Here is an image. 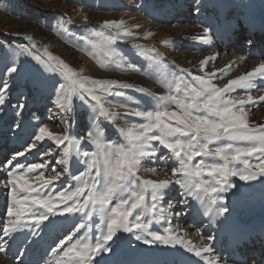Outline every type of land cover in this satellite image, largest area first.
<instances>
[{
    "label": "rangeland",
    "instance_id": "rangeland-1",
    "mask_svg": "<svg viewBox=\"0 0 264 264\" xmlns=\"http://www.w3.org/2000/svg\"><path fill=\"white\" fill-rule=\"evenodd\" d=\"M151 1L0 0V87H2L5 79L8 80L9 84L8 91L3 93L5 103L0 105V134H2L3 128H6L4 123H9L7 126L10 131H15L16 137H11L15 141L18 139L17 137L22 136L21 129L31 126L35 132L33 133L34 135L31 134L34 138L27 142L28 146L35 143V148L41 149L44 147L45 158L48 162L44 168L38 169L33 173H28L26 169L24 174L27 177L31 178L38 173H44L47 178V176L55 174L52 171L53 168L57 172H63V166L58 164L57 161L64 158V151L67 149L69 171L67 174L62 175L59 181H54V188L57 185L59 188L60 182L64 180H71L69 185L72 186V190H75L77 181L73 177L81 172H87L88 164L83 161H91L92 154L98 151L93 143L94 148L85 149V145L90 143L92 139H96L102 144L111 143L122 146L125 149L135 148L139 143L134 136L143 130L141 125L148 123L143 117L134 115L136 111L149 112L163 110L164 108L169 111L177 110L175 105L168 104L160 98L168 96L184 97L185 93L189 92L191 88L198 90L201 88L197 78L187 77L173 64L169 55L164 56L165 54L158 44L165 43L167 39L164 41H151L153 36L150 31L147 36V34H142L143 29H138L140 24L135 22L138 18L131 19L127 17V14H131L130 11L133 10V14H138V17L140 16L150 23L160 24L161 17L158 18L154 13L156 7L152 6L150 8V4L156 5L159 0H154L155 2L152 1L153 3ZM194 3L195 0L192 1L191 5ZM215 3L219 5L226 3L225 6L233 8L234 11H231L232 13L236 9L239 10V7L242 14L264 18V0H222L221 2L218 0H197L196 6H200L199 9L201 10H207L210 7L214 8ZM207 4H209V7H203L207 6ZM128 7L131 10H126ZM87 13L93 15L114 14L120 17L118 19L115 17L108 21L96 20L95 22H90ZM209 14L204 15V18H208ZM214 16L216 15L213 13ZM189 17H192V15H189ZM204 18L202 22L205 21ZM185 19H182L180 23H173L177 26H190V24L184 22ZM213 21L215 23L214 18H208L207 25L210 26ZM191 24H194V22ZM202 29L205 31L204 28ZM206 33L200 37L201 39L205 37V41H200V43L207 45L209 39L212 44L216 45L215 39L218 36L213 38L211 34ZM169 42L168 39L165 44ZM164 43L162 45H165ZM86 61L93 66L95 71L86 67ZM11 67H15V71L10 76H6L7 70ZM99 72L100 74L123 75L122 77L136 73L155 82L164 90V93H158V91L148 87L137 86L133 82H123L113 77L106 76L101 78L99 77ZM198 78L209 79L206 76ZM93 81L100 83L94 84ZM207 81L210 82V80ZM105 82H111V86L107 90L104 87ZM218 82H212V84H218ZM61 84L65 87L57 91ZM124 85H128V87H124ZM12 86H16V88L12 90ZM89 89L100 97L99 103L91 99ZM117 92L122 93V95H115ZM68 93L72 94L71 112L67 108L68 101L66 97ZM236 94L240 95L242 93L238 91ZM20 102H23L25 107L18 115V109L15 106ZM61 103L65 105L64 111L57 107ZM101 104L103 105V112ZM34 106H37V108L34 109ZM42 114L47 117L39 118V115ZM61 116L69 120L70 125H66L62 121ZM16 124H19L17 129L15 128ZM79 126L80 130H82L80 131L81 134L78 133L79 129L77 127L79 128ZM93 126L97 129L92 130ZM40 127H47L52 136H59L60 138H63L65 133H67L68 140L59 145L49 136H45L42 141H36L35 136L39 135ZM71 127L75 128V132L73 130L74 133L71 132ZM29 132H31V128L28 129L27 134ZM87 134L92 135L89 136ZM151 134L155 135L157 133L153 132ZM181 139L186 140L187 138L181 137ZM25 142L19 143L22 148H24ZM150 143L157 150H162L158 153V156L166 157L165 159L171 157L172 159L169 149L163 148L158 141H151ZM217 143L223 146L228 141L221 140ZM215 146L212 145V147ZM13 149H18V146H14ZM49 150L54 151V155H50V153L48 155ZM83 152H89L90 155L84 157ZM171 153L174 154L173 152ZM42 156L44 155L42 154ZM158 156L154 159H158ZM160 157L159 159H161ZM174 158L177 161V165L180 164L177 168L179 169L181 167L180 158ZM144 159L146 165H142L144 163L141 162V166L148 168V163L153 161V158L145 157ZM201 160L205 164L223 163L219 157L200 156L194 157L192 166L194 167ZM241 160H248L252 166L259 163L255 158V154L253 157H241ZM7 161H9V158H7ZM35 161H38V158ZM170 162L168 163V160L163 162L166 165V171L175 169ZM41 163L44 162L41 161ZM233 166L237 170L242 171L245 169V164L242 162H236ZM253 170L259 173L258 169L253 168ZM92 175H95V170H93ZM233 177L238 178L239 176ZM85 179H88V177L85 176ZM194 179H201L205 183L211 181V177L207 175ZM229 181L231 183L235 179L230 176ZM241 183L242 181L239 180L231 183L232 188L228 189V192L234 199L242 200V197L251 196L249 200L250 204H252L251 200H254L253 194L247 196L248 192H241V188L251 189L253 186L250 182H245L246 184L241 187ZM126 186L130 191L134 190L138 187L137 181L129 178ZM58 188L55 189L54 197L65 187L62 189ZM108 188L109 185L103 183L97 186L96 191L100 198H102L105 189L108 194ZM257 189L259 188L257 187ZM258 191L262 192V189ZM86 195L87 191L82 195L83 200ZM121 195L122 193L118 191L109 196L103 205L98 203L97 206H104L107 210L106 207L111 202L115 206L123 198V196L121 198ZM164 198L165 202H171L169 198L167 199V196H164ZM147 200L144 201V204L147 202L151 205V199ZM227 202L228 200L223 201L224 204ZM244 204L247 203L244 202ZM252 205L264 208V203L258 200ZM127 206L125 205V207ZM93 207L90 208L93 210ZM102 219H97L95 224ZM1 262L3 263V261H0V264Z\"/></svg>",
    "mask_w": 264,
    "mask_h": 264
},
{
    "label": "bare ground",
    "instance_id": "bare-ground-1",
    "mask_svg": "<svg viewBox=\"0 0 264 264\" xmlns=\"http://www.w3.org/2000/svg\"><path fill=\"white\" fill-rule=\"evenodd\" d=\"M152 1L151 3H153ZM159 1L156 2V5L150 4V8L152 6L156 7L154 13L158 18L161 17L160 24H155L153 21V23H150L140 16L138 17V14H133V10L130 11L131 14H127V17L131 19L138 18L135 20V22L140 24L138 29H143L142 34H147V36L150 31L153 36L151 41L169 39L170 42L168 44H165L167 40L165 43L162 42L165 45H162V43L158 44L159 48L164 52V56H170L173 64L187 77L198 78L206 76L213 87L223 89L230 80L238 79L240 76L253 71L259 64L264 63V42H262L264 41V18L261 19V17L259 18L256 15L242 14L239 7V10L236 9L232 13L231 11H234L233 8L225 6L226 3L222 5L215 3L216 8L210 7L207 10H201L199 9L200 6H196L197 0H195L193 5L191 4L194 0ZM218 1L221 2L222 0ZM203 7H209V4ZM126 10H131V8L128 7ZM213 13L216 16L213 17ZM207 14H209L207 16L209 19L214 18L215 20V23L214 21L213 23L210 22L212 23L210 26L207 25L208 18H204V15L206 16ZM169 15H171V18ZM189 15H192V17L188 18ZM87 16L90 22H95L96 20L108 21L112 18L116 17L118 19L120 17L114 14L93 15L91 13H87ZM202 17L205 19V23L202 22ZM182 19H185L184 22L190 24V26H177L174 24L180 23ZM189 22H194V24ZM202 28L207 29L208 34H211L213 38L218 36L215 39L216 45L212 44V41L209 39L207 45L200 43V41H205V37L204 39L200 38L206 33ZM228 43L231 45V49L229 47L227 51L219 49L221 45L225 46ZM204 61H207V63H202ZM86 64V67L95 71L88 61H86ZM96 73L98 72L96 71ZM132 74L122 77L123 75L100 74L99 72V77H113L123 82H133L137 86L148 87L149 89L158 91V93H164V90L155 82L139 74ZM252 80L254 82L252 89L236 88L235 91L226 94L225 98L235 100L247 99V95L251 94L254 98L258 99L259 96L264 95V78L256 76ZM212 82H218V84L213 85ZM238 91L242 94L237 95ZM239 107L240 105H237V108ZM243 107L245 108L246 119L250 125H264V102L246 104ZM36 108L37 106L34 107V109ZM39 116V118L47 117L43 114ZM6 121L8 120L6 119ZM4 124L6 128H3L2 134H0V236H2L3 227L9 220L7 208L11 206V185L7 184L9 170H16L24 174L29 165L41 163V161L46 162L44 147L38 149V147L32 148L28 146L27 142L31 138H34V128L28 126L26 129H21L22 136L17 137L18 139L14 141L11 137H16L15 131H10V128L7 126L9 123ZM120 124L119 126H121ZM29 128H31V132L27 134ZM77 129H79L78 133L81 134L80 131L82 130H80V126ZM93 129L96 130L97 128L93 126ZM70 130L72 133L75 132L74 127H71ZM31 134L33 135L31 136ZM22 141L23 143L26 141L25 146L23 145L24 148L19 144ZM137 142L139 143V141ZM14 146H18V149H13ZM91 147L94 148L91 142L85 145L86 150L91 149ZM161 151L157 150L158 153ZM20 153H23V155H20ZM49 153L50 155H54L55 152L49 150L48 155ZM170 156H172V159L171 157L169 159H165L166 157L159 159L160 156H158V159H154V161L148 163V168L141 166V171L137 173L140 178L137 180V185L143 180L157 183L169 181L170 183L166 188L160 190L161 198L157 201V208L155 210L148 211L142 206L133 210L132 216L129 219L134 223L146 225L148 233H154L165 238L169 236L176 237L184 243L181 244L173 241L167 244L161 242L145 244L141 240L136 239V235L142 237L145 235L142 229H134V232L127 233H122L121 230L116 232L108 242L107 247L110 248L108 254H101L95 257L94 264H206L205 259L195 256L194 251H189L188 249L200 248L209 244L208 237L210 236L214 237V240L211 242L213 251L211 253H203L202 255L208 260L215 261L216 264H224L225 261H228L229 264H234L233 259L239 251H242L243 247H247L246 242L257 239L258 233L264 229V208L256 205L253 206L252 204L256 200L264 203V175L257 173L256 179L249 181H243L239 177L232 176V179H235V181H242L241 187L243 184H246L245 182L251 183L253 186L251 189L241 188V192H248L247 196L253 194L254 200H251L252 204H250L249 198L251 196H246L247 198L242 197V200L234 199L228 190H226L221 195L224 198L223 201L228 200L227 203H223L228 211L223 216H219L217 215V210L210 206L208 198L202 189L198 190L194 187L189 189L175 183L176 179L183 180L184 177L173 176L172 170H165L166 165L163 163L165 160H168V163L171 161L170 164L175 169L180 166V164L177 165V161L174 158L176 156L171 152ZM36 157L38 161H35ZM7 158L11 161L10 165L7 163ZM144 161L145 159L142 158L141 162L144 163L142 165H146V161ZM20 165H24L25 167L20 168ZM152 168H155L156 171H150ZM199 180L202 186L203 183L204 185L206 184L205 181ZM70 181L64 180L60 182L59 188L57 185L55 189L68 187ZM147 187L148 192L146 193L145 200L151 199V186L148 185ZM257 187L262 189V192L258 191ZM106 189L102 198L109 197ZM164 196H167V199L169 198L171 202H165L166 200L164 199L166 197L164 198ZM129 197V192H123L121 195L122 199H129ZM99 198L100 196L98 195ZM80 201L79 203L82 204L83 196ZM244 202L247 204H244ZM98 203L100 202L94 205L93 210L90 208L93 206L92 204H89L88 209L84 210V212L92 210L91 217L79 211L64 214H48L39 226L32 224V220L35 217L22 219L23 224L10 237L4 238L8 241V255L0 252V261H3L1 264H17L16 258H19L21 253H23L21 264H55L56 257H54L51 251L63 240L65 244L60 249L61 255L67 247H71L73 244L77 246L85 243L94 245L97 238L101 235V230L103 229L106 232L104 221L106 220L107 213L114 207V203L111 202L108 205L109 207H106L107 210H105L104 206H97ZM146 204L148 207L151 206L147 202ZM32 211L37 214L45 212L44 209L35 206H33ZM137 214L140 215L139 221L135 220ZM99 218L103 219L95 224V221ZM69 236H71V240L67 239ZM148 238L151 239V236ZM16 249H19L17 254L15 253ZM65 259L68 260V258ZM68 264H71L70 260H68ZM248 264L260 263L253 261Z\"/></svg>",
    "mask_w": 264,
    "mask_h": 264
},
{
    "label": "snow or ice",
    "instance_id": "snow-or-ice-1",
    "mask_svg": "<svg viewBox=\"0 0 264 264\" xmlns=\"http://www.w3.org/2000/svg\"><path fill=\"white\" fill-rule=\"evenodd\" d=\"M207 32V29H205ZM112 39V38H110ZM202 63H207L204 61ZM15 71V67L7 70L6 76H10ZM260 76L264 78V63L259 64L253 71L246 75L240 76L238 79L230 80L223 89L213 87L208 81L197 78L201 88H191L186 92L184 97L168 96L162 97L161 100L168 104L175 105L177 110L169 111L167 108L157 111L140 112L136 111L134 115L143 117L148 123L141 125L143 129L134 138L139 141L135 148L125 149L122 146L113 145L111 143L102 144L96 139H92L91 143L95 144L98 151L92 154L91 161L85 160L88 164L87 172H81L74 176L73 179L77 181L75 190L72 186L63 188L54 197V181H59L62 175L67 174L68 167V150L64 151V158L57 161L63 166V172H57L55 168L52 171L54 175H49L47 178L44 173H38L29 178L25 174H21L16 170H9L7 181L11 185V206L7 208V216L9 220L2 229V236H0V252L8 255V241L4 239L22 225V219L35 217L32 224L39 226L48 214H64L79 211L91 217L92 210L84 212L88 209L89 204L93 206L98 202L97 186L103 184L109 185L108 195L111 196L118 191L129 192V199H121L110 212L106 215V232L102 229L101 235L97 238L94 245L87 243L77 246L73 244L67 247L61 255L60 249L65 244L61 241L55 248L52 249V254L55 259V264H94L95 257L104 254L107 255L110 248L107 247L108 242L118 231L134 232V229H142L145 235L142 237L136 235L137 240H141L145 244L154 242H161L164 244L175 241L176 243H184L176 237L169 236L162 237L154 233H148L147 226L140 223L132 222L129 217L132 216L133 210L141 208L148 211L157 208V201L161 198L160 190L164 189L170 183L169 181H160L159 183L153 181L143 180L138 184V187L129 191L126 186L129 178L136 181L139 180L137 173L141 171L142 158H154L158 155L157 149L150 143L151 141H158L165 149H169L180 158L181 167L173 169V176L184 177L183 180L176 179L175 183L182 187L191 189H201L202 185L198 179L202 175L211 177V181L203 186V192L208 198V202L213 209L217 210V215L223 216L228 209L223 204V196L221 193L232 188L229 183L230 176H239L243 181L255 180L257 172L253 168L259 170L260 175H264V125L252 126L248 123L245 115L246 104H258L264 102V95L254 98L251 94L247 95V99L235 100L232 98H225V95L233 92L236 88L252 89L254 87L253 77ZM94 84L100 82L93 81ZM111 86V82H105L104 87L107 90ZM65 86L61 84L57 91L63 89ZM128 87V85H124ZM9 89L8 80L3 81L0 87V105L5 103V96ZM178 90V89H177ZM91 99L100 102V97L95 95L91 89L88 90ZM115 95L120 96L122 93L117 92ZM68 101V111H72V94L68 93L66 97ZM237 105H240L237 108ZM18 109L17 114L23 111L25 105L20 102L15 106ZM61 111H64L65 105L63 103L57 105ZM103 112V105L101 104ZM62 121L66 125H70V121L61 116ZM19 128V124L15 125ZM157 133L152 135L151 133ZM91 136L92 134H87ZM45 136L54 139L57 145L62 144L68 140L67 133L63 138L59 136H52L47 127L39 128V135L35 136L36 141H42ZM181 137H186L182 140ZM227 140L228 143L220 146L217 142ZM212 145H216L212 147ZM30 147L35 148L33 143ZM259 163L254 166L249 164L248 160H241V157H253ZM23 155V153H20ZM89 152H83L84 157H88ZM200 156H215L219 157L223 163H209L205 164L203 160L192 166L194 157ZM164 159L163 157H160ZM236 162L245 164L244 170H237L233 165ZM9 165L11 161L7 162ZM45 163H33L27 167L28 173H33L37 169L44 168ZM20 168L25 167L20 165ZM95 170V175H92ZM150 171L155 172L152 168ZM85 176L88 179H85ZM148 185L151 186V203L150 208L144 204L146 193L148 192ZM52 186V187H50ZM87 191V195L83 203H79L80 197ZM23 193V195H21ZM191 194V192H189ZM107 197L99 198V202L103 205ZM71 201V203H69ZM219 202V203H218ZM61 205L63 207L61 208ZM125 205H128L125 207ZM33 206L44 209L45 212L35 213L32 211ZM106 210V209H105ZM179 215V214H177ZM136 221L140 220V215L135 217ZM84 226V225H83ZM151 236V239L148 237ZM71 240V236L67 237ZM210 243L200 248H189V251H194L195 256L206 260V264H216L215 261L208 260L203 253H211L213 251L212 241L214 237H208ZM17 259V264H21V256ZM65 258H68L66 260ZM224 264H229L225 261Z\"/></svg>",
    "mask_w": 264,
    "mask_h": 264
}]
</instances>
